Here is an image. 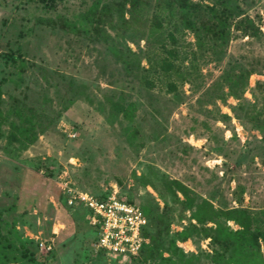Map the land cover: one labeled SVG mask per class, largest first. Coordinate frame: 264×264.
<instances>
[{
	"label": "rangeland",
	"instance_id": "374dc122",
	"mask_svg": "<svg viewBox=\"0 0 264 264\" xmlns=\"http://www.w3.org/2000/svg\"><path fill=\"white\" fill-rule=\"evenodd\" d=\"M93 1L0 0V211L35 255L9 264H168L164 258H175L163 249L150 258L147 249L132 257L96 248L90 211L78 200L67 202V186L149 204L169 235L196 221L194 208L179 202L184 198L177 186L164 180L180 182L195 203L206 199L216 209L256 214L264 208V102L257 87L264 82V67L256 64L239 98L226 95L221 79L234 62H264V0H236L238 14L250 16L261 37L232 28L225 45L208 40L212 48L197 51L191 81H176L174 93L163 84L146 88L124 71L108 44L85 24ZM113 1L101 0L100 6ZM146 1L145 15L151 18L156 0ZM206 11L199 19H207ZM106 19L101 26L114 35L109 25L115 14ZM181 33L178 47L196 49L192 31ZM125 44L147 66L151 45L145 35ZM118 95L134 103L132 121L120 112L109 116V99ZM18 100L24 110L42 113L45 126L25 148L6 137L10 122L18 121L11 110L21 106ZM226 224L239 228L232 220ZM157 225L151 222L149 228ZM176 245L188 264H215L213 245L202 231ZM260 252L264 256V245Z\"/></svg>",
	"mask_w": 264,
	"mask_h": 264
},
{
	"label": "trees",
	"instance_id": "16d2710c",
	"mask_svg": "<svg viewBox=\"0 0 264 264\" xmlns=\"http://www.w3.org/2000/svg\"><path fill=\"white\" fill-rule=\"evenodd\" d=\"M43 1H49L50 4L54 2V0ZM100 2L101 0H94L83 15L85 24H89L99 38L108 44V50L123 64L124 71L140 80L146 88L163 84L167 91L174 93L177 89L176 81L189 82L192 74H195L197 51L212 48L208 46V40L217 46L225 45L232 28L254 38L262 35L259 26L250 16L238 14L236 0H212L211 4L206 5L192 0H156V8L151 18L145 15L144 6L148 5L146 0H114L102 3L101 6ZM203 9L207 10L208 16L204 20L199 19ZM112 13L115 14V22L110 23L109 27L115 31L114 35L108 34L101 26L107 20V14ZM141 26L145 28L144 33L138 29ZM183 28L192 31L196 49L188 51L178 47ZM83 30L88 32L89 29L84 27ZM143 34L151 45V50L145 55L147 66H141L137 54L125 44L127 39L134 41L137 36ZM253 64L246 66L242 62H234L224 71L221 79L227 86L226 95L240 97L245 90L249 75L257 71L256 66L262 64L264 67V62L258 60ZM257 87L262 92L261 98L264 102V82L257 83ZM20 102L16 101L21 106L16 105L11 109L18 121L10 122L11 131L6 137L9 141H16L25 148L36 139V129L39 127V131H43L45 126L39 120L42 113L36 114L31 108H25L27 110L25 112L24 105ZM109 104L111 108L109 116L116 117L120 112L127 120L132 121L133 102H126L123 95H118L115 100L109 99ZM1 119L0 110V137H3ZM253 120L258 123L259 117L255 116ZM164 184L177 186L184 199L179 201L177 195L175 199L183 203L185 208H194L192 218L196 222L190 223L175 235H169L168 232L164 233L167 224L162 216L153 213L151 205L139 204L147 219L141 234L148 240L142 244L139 253L147 249L148 256L154 258L155 253L159 254L160 249H163L171 256H175V258H164L168 264H188V259L176 245V240L183 241L193 233L202 231L213 245L211 259L215 264H264V256L260 252V246L264 245V208L256 214L245 208L220 210L214 208L206 199L195 203V199L189 196V189L178 181L164 180ZM108 194L93 195L104 198ZM227 220H232L239 228L231 229L226 224ZM207 221H211L213 226H206ZM151 222L158 224L154 231L149 228ZM92 227L96 231L93 225ZM25 242L30 241L20 238L15 227L3 219L0 211V264L17 262L19 258L27 256L35 260L33 257L35 255L28 251Z\"/></svg>",
	"mask_w": 264,
	"mask_h": 264
},
{
	"label": "built area",
	"instance_id": "2783aa9c",
	"mask_svg": "<svg viewBox=\"0 0 264 264\" xmlns=\"http://www.w3.org/2000/svg\"><path fill=\"white\" fill-rule=\"evenodd\" d=\"M67 202L78 200L90 211V222L97 229L96 248L111 254L136 256L145 241L142 228L147 219L139 204L116 198L109 193L104 198L67 186Z\"/></svg>",
	"mask_w": 264,
	"mask_h": 264
}]
</instances>
